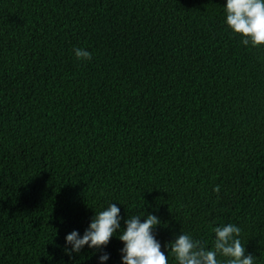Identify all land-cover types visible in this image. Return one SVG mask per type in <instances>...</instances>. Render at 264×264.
Instances as JSON below:
<instances>
[{"label": "trees", "instance_id": "16d2710c", "mask_svg": "<svg viewBox=\"0 0 264 264\" xmlns=\"http://www.w3.org/2000/svg\"><path fill=\"white\" fill-rule=\"evenodd\" d=\"M224 4L0 0V264H121L115 236L62 247L112 202L158 215L166 254L231 222L264 264V47Z\"/></svg>", "mask_w": 264, "mask_h": 264}, {"label": "clouds", "instance_id": "9594fccd", "mask_svg": "<svg viewBox=\"0 0 264 264\" xmlns=\"http://www.w3.org/2000/svg\"><path fill=\"white\" fill-rule=\"evenodd\" d=\"M224 23L235 35L241 37L244 46L264 47V0H225L222 7ZM75 57L90 61L93 54L81 47L73 49ZM215 191L219 193L217 186ZM120 203L112 202L94 211L83 234L74 229L65 236L62 246L65 254L72 257L80 254L87 246L91 249H106L115 236L122 242L121 264H169V251L177 264H257V257L246 254L241 240L242 229L234 223L220 224L212 228L215 234L211 247L195 239L190 233L180 232L163 245L154 229L161 225L158 215H121ZM123 221V225L122 222ZM98 264H108L111 253L104 250L97 253Z\"/></svg>", "mask_w": 264, "mask_h": 264}]
</instances>
